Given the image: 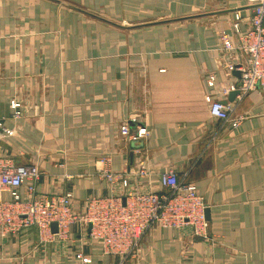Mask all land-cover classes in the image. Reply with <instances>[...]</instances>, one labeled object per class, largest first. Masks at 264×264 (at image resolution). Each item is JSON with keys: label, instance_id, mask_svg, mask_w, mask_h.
<instances>
[{"label": "crops", "instance_id": "1", "mask_svg": "<svg viewBox=\"0 0 264 264\" xmlns=\"http://www.w3.org/2000/svg\"><path fill=\"white\" fill-rule=\"evenodd\" d=\"M235 13L245 29L248 0H0V155L39 167L36 193L71 191L81 213L88 197L127 190L116 182L111 191L102 170L131 173L143 161L147 175L129 187L159 190V175L173 170L203 198V235L152 226L120 264H264V92L221 96L235 127L204 99L210 72L219 85L239 76L222 68L218 37ZM178 21L188 23L158 27ZM123 123L146 136L129 140ZM9 199L3 190L0 200ZM117 261L80 222L46 242L34 226L0 235V264Z\"/></svg>", "mask_w": 264, "mask_h": 264}, {"label": "built area", "instance_id": "2", "mask_svg": "<svg viewBox=\"0 0 264 264\" xmlns=\"http://www.w3.org/2000/svg\"><path fill=\"white\" fill-rule=\"evenodd\" d=\"M248 1L251 13L245 29L240 28L241 18L235 13L231 31L218 30L222 68L228 74L238 71L239 76L233 82L219 85L215 73L210 72L206 80L209 91L204 99L209 114L229 122L232 127L238 124V119L231 115L234 106L223 102L221 96L225 98L231 90H238L237 98L257 89L264 92V0ZM119 132L131 141H138L145 129L131 133L128 124L123 123ZM6 161L0 159V193L9 188L12 201H0V229L6 226L13 229L7 233L34 225L39 240L46 242L53 235H66L72 224L80 222L86 227L88 237L101 243L102 252L117 256L120 264L137 251L143 234L152 226L179 228L189 225L193 235H203L207 230L206 205L202 196L193 182L178 177L175 171L162 172L158 178L159 190L147 191L128 186L130 178L136 183L147 175L143 161H138L131 173L102 170L111 191L116 182L129 188L124 196L115 192L90 196L83 202L81 213H77L71 191L50 197L34 195L35 182L40 175L36 164H6ZM21 186L29 193L27 199H23L18 191ZM52 222L57 224L55 233L50 228ZM82 260L90 261L85 257Z\"/></svg>", "mask_w": 264, "mask_h": 264}, {"label": "rangeland", "instance_id": "3", "mask_svg": "<svg viewBox=\"0 0 264 264\" xmlns=\"http://www.w3.org/2000/svg\"><path fill=\"white\" fill-rule=\"evenodd\" d=\"M172 14H169V13H165V14H162L161 13V20L162 19H164V18H169L170 16H171ZM154 19H157V18H154ZM188 22H184V21H178V22H173V23H164L163 25H159L158 27H170V26H173V25H179V24H183V25H185V24H187ZM182 26V25H181ZM157 26H153V28H158ZM148 28V27H147ZM149 28H151V27H149ZM208 76V75H207ZM207 76H206V78H205V84H206V80H207ZM209 91V90H208ZM207 91V92H208ZM206 92V93H207ZM251 92V91H250ZM205 93V94H206ZM205 96V95H204ZM9 105H10V108L12 109V115L13 116H19L20 115V107H21V103L18 101V100H15V99H11L10 100V102H9ZM0 126H1V123H0ZM121 126V125H120ZM120 128V127H119ZM142 128V127H141ZM140 128V129H141ZM6 130H9L10 132L9 133H7L6 132ZM3 131H4V133L5 134H7V135H11V133H12V130L11 129H8V128H4L3 129ZM146 134H147V131H146V129H145V134L143 135V137H141V138H144L145 136H146ZM1 158H5V160H7L6 162H8V163H6V164H16V162H14L13 161V159L10 157V156H6V155H0V159ZM9 160V161H8ZM11 161V162H10ZM173 171V170H172ZM138 182H139V180H138ZM138 182H136L137 184H138ZM129 186V185H128ZM125 187V188H129V187ZM5 189H7L8 190V193H9V195H10V190H9V188H5ZM5 189H3V190H5ZM2 190V191H3ZM25 190H26V192H25V195L22 197L23 199H27V197L29 196V193H28V191H27V189L25 188ZM2 191H1V193H2ZM127 191V190H126ZM1 193H0V195H1ZM126 193V192H125ZM37 194L38 193H36L35 192V190H34V195L35 196H37ZM73 194V193H72ZM109 194V193H108ZM41 196H48V195H46V194H40ZM107 195V194H106ZM48 197H50V196H48ZM74 199V198H73ZM1 202H11L12 201V197H11V195H10V199L9 200H0ZM72 204H73V202H72ZM34 226V225H33ZM7 227V226H6ZM6 227H4V228H1L0 229V235H2V236H6L7 234H12V233H7L9 230L10 231H12L11 229H9V228H6ZM35 227V226H34ZM36 228V227H35ZM25 229V228H24ZM8 230V231H7ZM37 230V229H36ZM14 233H16V232H14ZM37 234H38V232H37ZM88 236V235H87ZM89 238V237H88ZM90 239V238H89ZM91 240V239H90ZM95 242V241H94ZM137 253V251L136 252H134L133 254H131L130 256H132V255H135ZM129 256V257H130ZM128 257V258H129ZM118 258V257H117Z\"/></svg>", "mask_w": 264, "mask_h": 264}, {"label": "water", "instance_id": "4", "mask_svg": "<svg viewBox=\"0 0 264 264\" xmlns=\"http://www.w3.org/2000/svg\"><path fill=\"white\" fill-rule=\"evenodd\" d=\"M70 6H71V5H70ZM72 7L75 8L76 10H79V11H81V12H83V13L89 15V16H92V17H94V18H98V19H100V20H103V21H105V22L112 23V24L117 25V26L125 27V26H122V25H119V24L113 23L112 21H110V20H108V19H106V18H103V17H101V16H99V15H96V14H94V13H91V12L85 11V10L80 9V8H77V7H75V6H72ZM236 73H237V75H239L238 72H236ZM237 94H238V90H231V91L228 93V98H227V100L232 101V100L235 98V96H236ZM204 212H205V218H206V219H209V218H208V210H207V208L204 210ZM50 228H51V231H52L53 233L57 232V224H56V222H52V223L50 224Z\"/></svg>", "mask_w": 264, "mask_h": 264}]
</instances>
